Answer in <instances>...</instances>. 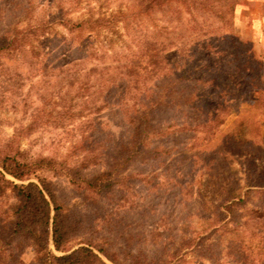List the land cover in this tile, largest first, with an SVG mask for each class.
<instances>
[{
  "label": "rangeland",
  "instance_id": "1",
  "mask_svg": "<svg viewBox=\"0 0 264 264\" xmlns=\"http://www.w3.org/2000/svg\"><path fill=\"white\" fill-rule=\"evenodd\" d=\"M26 1L31 2L27 11L24 7ZM73 1L76 2L0 0V33L14 26L23 27L29 19L51 20L50 13L59 4L67 10V15L76 17L85 6L82 2L75 5ZM97 1L105 2H91L95 4ZM231 1H234V10L225 20L215 13L187 12L178 2L168 3L162 11L150 16H139L130 11L124 41L114 49L121 55L128 54L130 50L143 45L145 39L155 38L162 42V47H166L167 66L172 69L171 73L170 69L167 72L170 78L177 81L182 78L190 81L192 76L197 75L205 76L215 65H223L224 71L233 72L232 66H229L232 63L224 55L231 47L250 53L259 63L252 74L254 79L246 73H232L237 82L243 85L238 84L239 91L233 92L234 102L230 101L231 105L222 115V124L210 144L217 145L220 137L242 125L245 136L253 140L252 150L230 157L228 161H223V153H219L208 166L202 164L209 160L206 156L201 157L203 160L193 159L199 145L206 141L203 139V129L194 122L195 113L187 109L182 119L174 117L154 129L155 132L161 129L160 136L163 137L157 140L158 135H154V132L148 137L150 146L154 143L160 147L157 158L154 161L134 160L121 170L118 178L129 177L120 183L122 189L117 192L91 196L82 186L71 184L57 169L37 170L23 182L10 176L7 179L16 184L37 183V178L45 179L64 211L74 216L87 214L92 221L107 211L109 219L96 222L95 234L91 235L88 230L85 234L118 262L123 258L120 250L124 239L131 237L135 238L131 243L141 248L145 258L154 264H164L176 253L182 257L180 264H239L233 260V252L243 254L244 259L249 261L252 259L253 262L248 264H256L254 255L242 252L243 247L252 248L249 232L254 226L252 222L243 224L246 209L241 206H236V213L230 216L226 229L203 237L208 238L202 241L199 249L182 246L191 241L196 233L204 232L221 218L218 212H222L227 187L243 189L247 176L261 173L264 177V0ZM129 2L131 0H107L106 4L114 8ZM221 8L216 7L217 11L220 10L219 14L223 13L224 9ZM53 25L50 32L56 39L35 44L37 59L30 58L29 54L26 57L13 55L11 59H7V56L0 59V147L20 160L47 157L65 161L74 167L79 165L83 156L82 146L87 145L85 142L90 139V142H95V152L101 161L81 171L89 177L101 171L106 166L105 162L118 156L114 150L125 126L116 107L110 106L97 113L92 103H88L104 95L103 90L108 84L106 78L103 84L97 76L86 78L83 71V77L70 85L63 77L60 68L69 62L81 63L87 71L95 64L99 67L100 60L93 51L92 55H88L91 49L78 48L75 42L64 40L62 35L69 39L65 29ZM182 47L185 49L182 50ZM202 50L203 54L200 53ZM107 53L111 55L110 51ZM104 58L106 63L111 62ZM244 64L246 62L242 59V68ZM151 83L152 80L148 85ZM164 86L160 84V87ZM160 87L157 88L158 92ZM203 91L206 96H211L212 86L205 83ZM86 99L88 102H85ZM65 107L76 115L71 122L66 120ZM186 120L188 125L181 126ZM99 129L103 131L100 135ZM185 144L192 149L182 150ZM262 197L261 194L251 193L245 199L246 208L259 207ZM0 201L3 209L15 203L10 192ZM92 211L95 214L93 218ZM89 226L88 221L86 229ZM201 236H204L203 233ZM211 244L215 247L212 256L202 257L198 250L204 254ZM50 249L53 251L51 245ZM94 252L105 263H110L102 254L96 250ZM53 253L61 255L55 251ZM21 257L25 263H29V250Z\"/></svg>",
  "mask_w": 264,
  "mask_h": 264
},
{
  "label": "trees",
  "instance_id": "2",
  "mask_svg": "<svg viewBox=\"0 0 264 264\" xmlns=\"http://www.w3.org/2000/svg\"><path fill=\"white\" fill-rule=\"evenodd\" d=\"M91 1H73L75 5L82 2L85 6L76 17L72 18L67 15V10L59 4L54 6L53 12L50 13L52 21L49 18L29 19L23 27L14 26L9 31L0 33V59L6 56L7 59H11L13 55L26 57V54H29L32 59H37L38 54L34 52L35 44L56 39L50 32L53 30L51 29L53 24L65 29L69 39L62 35L64 40L75 42L78 48L91 49L90 52H87L89 56L92 55V51L96 55L98 54L99 67L95 64L86 71L81 63L69 62L66 66H61L60 69L70 85H74L75 80L77 82V79L83 77L84 74L86 78L97 76L102 83L104 78L108 81L106 88L101 89L104 91V95L101 92L100 98L97 97L89 102L86 99L85 102L92 103L97 113L110 106L118 109L121 121L125 126L123 132L118 136L114 150V152L117 151L118 156L105 162L106 166L101 171H96L88 177L84 176L81 171L90 164L96 165L101 161L95 152L97 146L94 145L95 142H90V139L88 142L85 138L87 145L82 146L83 156L78 162L79 165H74V167L65 161H56L47 157L20 160L14 155L7 154L0 147V200L7 192L12 193L15 199V203L8 209L1 208L0 201V264H108L94 250L113 264H154L145 258L141 248L138 249L135 243H131L135 238L124 239L123 248L120 250L123 258L121 262H118L108 252L98 247L92 237L85 234L87 230L91 235L95 234L96 222L98 220L104 222L109 219L110 214L107 211L100 218H93L95 214L92 211V221L87 214L71 215L64 211L63 206L58 203L50 183L45 179L37 178V183L16 184L7 179V176L23 182L37 170L54 171L57 169L69 179L71 184L82 186L83 190L91 196L109 195L121 190L120 183H124V180L129 177L118 178L121 170L126 169L134 160L154 161L157 158L160 147L154 143H151L150 146L148 137L152 132L154 135H158L157 140L163 137L160 136L161 129L159 132H155L154 129L158 128L160 123L171 121L174 117L182 119L187 109L195 113L194 122L203 129V139L206 141L199 145V152L194 154L193 159L203 160L202 158L206 156L209 160L202 164L208 166L215 161L219 153H223V161H228L230 157L239 156L242 152L253 149V140L245 136L242 125L231 133L220 137L219 143L216 142L217 145L210 144L222 124V115L228 111L231 105L230 101L234 102L233 92L239 91L238 84L243 85L237 82L233 74L246 73L252 77V74L257 70L256 66L259 63L250 53L240 52L231 47L224 55H227L225 59L228 57V61L232 63V65H228L232 66L233 72L224 71L223 65L218 67L215 65L205 76L197 75L192 76L190 81L188 78L177 81V79L170 78V74L167 72L170 68L167 66L169 63L166 59V47L164 45L162 47V42L156 41L155 38L145 39L142 42L143 45L137 47L136 50H130L128 54L121 55L114 49L118 43L124 41L130 11L139 16H150L162 11L168 3L178 2L187 12L192 13V10H195L204 12V14L205 12L215 13L219 18L225 20L233 13L234 1L131 0L129 4H119L114 8H110L106 4L107 0L105 2L97 1L95 4ZM30 5V1L25 2V11ZM217 5L224 9L222 14H219L220 10H216ZM108 51L111 55L107 53ZM200 53L203 54V50ZM118 54L120 55L117 56ZM104 57L110 59L111 62L106 63ZM242 59L246 62L243 68L241 67ZM50 66L52 67V65ZM51 67L50 69H52ZM170 70L171 73L172 69ZM251 79L253 80L254 77ZM151 80L152 87L148 85ZM205 83L212 86L211 96L204 94ZM160 84L165 86L160 87ZM199 85L202 88H199ZM158 87H160L159 92L157 91ZM258 101L259 99L254 105ZM179 109L181 111L175 115ZM75 116L70 109L65 107L66 120L71 122ZM196 118L197 120H195ZM189 119L193 118L189 117ZM184 125H188L187 120L182 122L181 126ZM102 132L99 129L98 135ZM183 147H181L182 150L192 149L186 144ZM245 182L244 191L242 188L237 189L234 186L226 188L222 200V212H218V216L221 218L204 232L196 233L191 241L182 245L183 247L199 249L202 241L208 238L204 239L203 237L226 229L230 216L236 213V206H241L246 209L243 213V217H245L243 224L252 222L254 226L253 230L249 232L252 248L243 247L242 252L254 255V258H257L256 264H264V177L261 173L247 176ZM251 193L263 196L259 207L246 208L245 199ZM88 221L90 226L86 229ZM202 233L204 236H201ZM130 239L131 241H129ZM255 242L257 243L256 247H253ZM50 245L53 251L61 255L54 254ZM212 245L205 249L204 254L198 250L202 257L212 256L215 248ZM27 249L31 254L29 263H25L21 257ZM233 253L235 255L233 260L239 264L253 262L252 259L251 261L247 258L244 259L243 254ZM181 258L178 253L173 254L171 259L164 264H180Z\"/></svg>",
  "mask_w": 264,
  "mask_h": 264
}]
</instances>
